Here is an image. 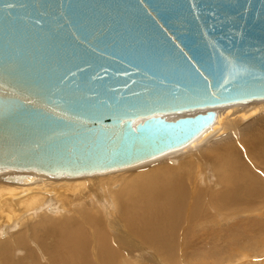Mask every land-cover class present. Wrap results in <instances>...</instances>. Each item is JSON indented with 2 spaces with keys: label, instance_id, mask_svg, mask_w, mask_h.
Instances as JSON below:
<instances>
[{
  "label": "water",
  "instance_id": "1",
  "mask_svg": "<svg viewBox=\"0 0 264 264\" xmlns=\"http://www.w3.org/2000/svg\"><path fill=\"white\" fill-rule=\"evenodd\" d=\"M261 99L264 0H0L10 180L125 168L212 128L214 108Z\"/></svg>",
  "mask_w": 264,
  "mask_h": 264
},
{
  "label": "bare ground",
  "instance_id": "2",
  "mask_svg": "<svg viewBox=\"0 0 264 264\" xmlns=\"http://www.w3.org/2000/svg\"><path fill=\"white\" fill-rule=\"evenodd\" d=\"M214 109L185 146L125 168L0 172V264H249L264 245V99Z\"/></svg>",
  "mask_w": 264,
  "mask_h": 264
},
{
  "label": "rangeland",
  "instance_id": "3",
  "mask_svg": "<svg viewBox=\"0 0 264 264\" xmlns=\"http://www.w3.org/2000/svg\"><path fill=\"white\" fill-rule=\"evenodd\" d=\"M259 101V100H258ZM205 147V146H204ZM184 154V153H183ZM185 154H186V152H185ZM185 154L184 155H180V156H171L170 158L168 157V159L167 158H164V160L165 161H163V159L162 160H159V161H162V162H166V160H167V162L170 164L171 162L170 161H173V160H175L176 158L175 157H177V159H179V158H184V156H185ZM187 154H189V153H187ZM160 158H162V157H160ZM175 158V159H174ZM158 162V161H157ZM160 163V162H159ZM153 164V163H152ZM151 164V165H152ZM172 164V163H171ZM149 165V164H148ZM147 165V166H148ZM151 165L150 166H148V167H151ZM154 165V164H153ZM147 166H144V167H147ZM143 166L141 167V168H144ZM147 167V168H148ZM262 169L264 170V168L262 167ZM125 171V170H124ZM122 172V171H121ZM132 172H134V171H132ZM127 173V172H126ZM131 173V172H130ZM77 202H79L80 203V200L78 201V200H76ZM81 202H82V200H81ZM79 212V211H78ZM221 228V227H220ZM221 242H223V241H221ZM234 242V241H233ZM264 245H262L260 248H258L259 250H257L256 249V247H254V248H250L251 250V255H252V257L251 258H253L251 261H250V263L249 264H251V262H252V264H264V253L262 254V253H260V252H264V247H263ZM259 252V253H258ZM259 254V255H258ZM263 258H262V257ZM229 257V259H227ZM238 257H239V255H237V254H233V255H231V256H227V258L225 259V258H221L220 259V261L219 262H217L218 264H228V263H230V264H233V261L235 262L237 259H238ZM259 258H261V259H259ZM230 259H231V261H230ZM230 261V262H229ZM256 261V262H255ZM263 261V262H262ZM207 262H208V264H212L213 262H212V260L211 259H209V258H207ZM255 262V263H254ZM244 262H242L241 264H243ZM143 264H146V263H143ZM247 264V263H246Z\"/></svg>",
  "mask_w": 264,
  "mask_h": 264
}]
</instances>
